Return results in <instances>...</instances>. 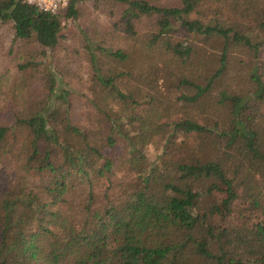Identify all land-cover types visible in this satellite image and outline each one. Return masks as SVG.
Segmentation results:
<instances>
[{
	"label": "trees",
	"instance_id": "1",
	"mask_svg": "<svg viewBox=\"0 0 264 264\" xmlns=\"http://www.w3.org/2000/svg\"><path fill=\"white\" fill-rule=\"evenodd\" d=\"M81 1L84 0H67L65 8L51 15L24 0H0V23L10 22L13 37L18 40H32L40 48H52L57 43L61 18H76ZM88 1L98 10L116 4L125 6L119 19L127 36L136 35L133 20L154 17L155 31L145 39V46L161 45L174 59L184 61L193 53V46L170 41L172 20L188 33L222 41L221 48H217L216 71L203 87L194 85L200 93L214 77L222 79L226 86L225 80L235 78L236 63L250 62L245 76L250 87L246 93L237 94L225 86L217 92V101L230 114V124L223 135L228 137V143L236 142V147L216 158L177 161L174 176L159 190L149 189L144 177L142 188L131 189L121 199L105 197L100 206L95 205L94 192L87 190L79 213H67L58 202L74 188L91 187V178L109 171L110 163L104 160L99 168L90 170L86 166L88 154L59 140L60 125L73 136L83 138L84 134L70 122V90L57 83L56 74L46 73L44 96L27 105L21 77L17 74L10 86L8 75L0 73V94L11 95L17 109L13 119L31 136L28 159L36 158L40 144L58 147L62 156L59 163H53L46 150L36 166H29L32 173L48 177L43 187L46 201L38 202L31 190L21 187L18 193L22 197L17 192H6L0 199V264H264V61H255L264 47V0H180L179 6H158L145 0ZM204 3L213 14L225 15V22L203 23L187 17ZM254 30L263 37L253 41L248 33ZM84 48L98 81L113 88L112 77L101 75L94 51L99 49L105 58L108 53L125 58L123 51L116 48L110 52L89 39ZM238 48L249 50L252 61L233 56ZM34 60L30 55L16 62L18 72ZM183 77L179 81L189 83ZM173 126L187 132L208 130L189 119H178ZM7 130L0 123V143ZM91 151L89 147L87 152ZM93 152L98 155L96 150ZM215 190L226 192L230 200L242 196L260 217L250 225L215 224L213 217L221 213L213 198ZM225 203H221L223 210Z\"/></svg>",
	"mask_w": 264,
	"mask_h": 264
},
{
	"label": "rangeland",
	"instance_id": "2",
	"mask_svg": "<svg viewBox=\"0 0 264 264\" xmlns=\"http://www.w3.org/2000/svg\"><path fill=\"white\" fill-rule=\"evenodd\" d=\"M145 1L158 6L180 5V0ZM124 8L116 4L112 8L105 6L98 10L88 0L79 2L76 18H61L57 43L52 48H40L32 40H18L13 37L10 22L0 23V73L8 75L10 86L18 74L24 82L22 90L27 105H30L44 96L46 73L56 74L57 83L70 90V122L84 134L83 138L73 136L60 125L57 128L59 140L79 153L88 154L86 166L90 170L99 168L104 160L110 163L109 171L91 178V187L74 188L58 202V206L67 213H79L80 206L86 202L84 194L87 190L94 192L95 205L98 206L104 203L105 197L121 199L131 189L142 188L144 177L148 180L145 185L149 189L159 190L174 176L177 161L216 158L237 144L228 143V137L223 135L230 124V114L217 101V92L225 86L224 81L214 77L201 93L194 87H203L216 71L217 48H221L222 41L188 33L176 20H172L170 41L193 46V53L184 61L174 59L161 45L145 46V39L155 31L154 17L142 16L133 20L135 36H127L122 31L119 17ZM187 17L203 23L225 22L226 18L222 14H213L205 3L199 4ZM248 34L253 41L263 37L259 30ZM86 39L108 48L110 52L116 48L123 51L125 58L112 53L105 58L99 49L94 53L101 75L105 78L111 76L113 88L128 98H122L113 88L98 81L84 48ZM249 52L238 48L232 55L248 57L252 61L253 56ZM30 55L35 60L18 72L16 62H22ZM255 61H264V47L260 48ZM250 65L248 61L243 63L239 60L235 65V78L225 80V88L237 94L246 93L250 84L245 76ZM181 76L189 83L179 81ZM14 104L10 94H0V123L8 128L5 139L0 143V199L6 192H17L22 197L18 193L21 187L24 191L31 190L38 202L46 201L43 187L48 177L32 173L29 166H36L47 151L48 158L59 163L61 150L40 144L36 158L28 159L31 136L15 123L13 114L17 109ZM262 108L264 110V104ZM178 119L196 121L208 130L187 132L175 128L173 123ZM89 147L98 155L93 151L87 152ZM26 168H29L28 172ZM227 196L221 190L213 191V198L221 210L213 217L215 224L250 225L260 217L242 196L231 200ZM224 201L223 210L221 203Z\"/></svg>",
	"mask_w": 264,
	"mask_h": 264
},
{
	"label": "built area",
	"instance_id": "3",
	"mask_svg": "<svg viewBox=\"0 0 264 264\" xmlns=\"http://www.w3.org/2000/svg\"><path fill=\"white\" fill-rule=\"evenodd\" d=\"M27 4L36 7L39 11L56 14L65 8L67 0H24Z\"/></svg>",
	"mask_w": 264,
	"mask_h": 264
}]
</instances>
